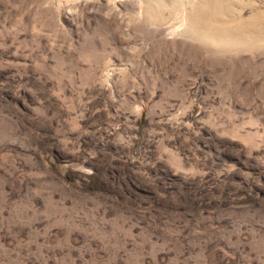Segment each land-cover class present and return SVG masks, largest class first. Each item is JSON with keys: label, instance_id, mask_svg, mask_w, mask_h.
Instances as JSON below:
<instances>
[{"label": "rangeland", "instance_id": "1", "mask_svg": "<svg viewBox=\"0 0 264 264\" xmlns=\"http://www.w3.org/2000/svg\"><path fill=\"white\" fill-rule=\"evenodd\" d=\"M197 1L0 0V264H264V0Z\"/></svg>", "mask_w": 264, "mask_h": 264}, {"label": "bare ground", "instance_id": "2", "mask_svg": "<svg viewBox=\"0 0 264 264\" xmlns=\"http://www.w3.org/2000/svg\"><path fill=\"white\" fill-rule=\"evenodd\" d=\"M172 2L173 0H171V4ZM159 4L161 5V3ZM186 4L187 8L189 7V10H186L188 13L186 17L189 19V24L193 27L198 39L201 40V42L208 44L211 42L209 40L208 26L219 14L222 0H198L195 3H192V5L188 3Z\"/></svg>", "mask_w": 264, "mask_h": 264}]
</instances>
